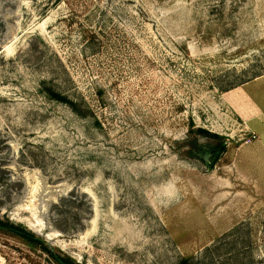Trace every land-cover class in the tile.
I'll list each match as a JSON object with an SVG mask.
<instances>
[{
  "label": "rangeland",
  "instance_id": "374dc122",
  "mask_svg": "<svg viewBox=\"0 0 264 264\" xmlns=\"http://www.w3.org/2000/svg\"><path fill=\"white\" fill-rule=\"evenodd\" d=\"M0 216L82 264H264V0H0Z\"/></svg>",
  "mask_w": 264,
  "mask_h": 264
},
{
  "label": "trees",
  "instance_id": "16d2710c",
  "mask_svg": "<svg viewBox=\"0 0 264 264\" xmlns=\"http://www.w3.org/2000/svg\"><path fill=\"white\" fill-rule=\"evenodd\" d=\"M45 90H46L45 91L46 95L50 99L63 102L69 105L72 108V110H74L75 112H80V109L78 107V102L75 99H72L71 97L65 95L64 93L58 91L57 89H53L52 87L47 88ZM199 130L200 132H204V130L202 129H199ZM0 232H5V233H9V234H13L15 236L21 237L27 243L31 245L39 244L41 248L43 249V251H45L47 254L52 256L58 264H82L74 260L72 257L64 256L60 254L57 255L49 244L37 238L32 232L27 231L21 225L13 223L9 219H4L1 216H0Z\"/></svg>",
  "mask_w": 264,
  "mask_h": 264
},
{
  "label": "water",
  "instance_id": "95a60500",
  "mask_svg": "<svg viewBox=\"0 0 264 264\" xmlns=\"http://www.w3.org/2000/svg\"><path fill=\"white\" fill-rule=\"evenodd\" d=\"M218 159H219V153H217L214 156V158L212 159V161L210 162V164H209L210 168H212L215 165V163L218 161Z\"/></svg>",
  "mask_w": 264,
  "mask_h": 264
}]
</instances>
